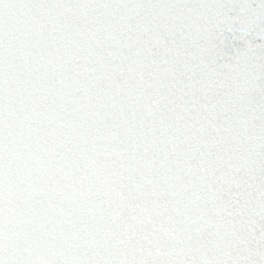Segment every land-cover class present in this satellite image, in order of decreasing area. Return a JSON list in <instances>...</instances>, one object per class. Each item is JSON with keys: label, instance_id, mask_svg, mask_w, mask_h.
Listing matches in <instances>:
<instances>
[{"label": "snow or ice", "instance_id": "1", "mask_svg": "<svg viewBox=\"0 0 264 264\" xmlns=\"http://www.w3.org/2000/svg\"><path fill=\"white\" fill-rule=\"evenodd\" d=\"M0 264H264V0H0Z\"/></svg>", "mask_w": 264, "mask_h": 264}]
</instances>
